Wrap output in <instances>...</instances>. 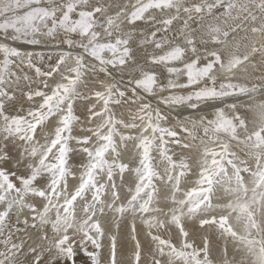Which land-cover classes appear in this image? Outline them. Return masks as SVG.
Masks as SVG:
<instances>
[{
    "label": "snow or ice",
    "instance_id": "6c2138e0",
    "mask_svg": "<svg viewBox=\"0 0 264 264\" xmlns=\"http://www.w3.org/2000/svg\"><path fill=\"white\" fill-rule=\"evenodd\" d=\"M0 264H264V0H0Z\"/></svg>",
    "mask_w": 264,
    "mask_h": 264
},
{
    "label": "bare ground",
    "instance_id": "6f19581e",
    "mask_svg": "<svg viewBox=\"0 0 264 264\" xmlns=\"http://www.w3.org/2000/svg\"><path fill=\"white\" fill-rule=\"evenodd\" d=\"M46 55H47V53H46Z\"/></svg>",
    "mask_w": 264,
    "mask_h": 264
}]
</instances>
